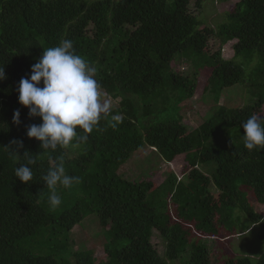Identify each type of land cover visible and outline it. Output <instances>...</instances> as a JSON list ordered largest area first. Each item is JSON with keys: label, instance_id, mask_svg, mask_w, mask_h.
Masks as SVG:
<instances>
[{"label": "trees", "instance_id": "1", "mask_svg": "<svg viewBox=\"0 0 264 264\" xmlns=\"http://www.w3.org/2000/svg\"><path fill=\"white\" fill-rule=\"evenodd\" d=\"M168 1L0 0V67L6 77L0 82V264H264V254L257 261L237 257L220 262V254L202 239L219 234L237 208L251 226L264 228V215L255 212L245 191H239L241 186L249 188L255 201L264 205V149L249 152L243 145L205 150L199 160L215 164L211 176L196 169L197 162L190 158L218 120L243 131L250 116L264 119V81L257 86L262 91L255 103L231 111L217 107L197 128L199 138L182 122L161 120L148 98L163 92L168 81L180 100L194 98L197 77L177 73L171 66L188 54H208L205 41L217 34L191 12L193 4L202 10L207 0H173L171 5ZM226 18L218 30L222 42L236 41V55L244 58L256 52L264 62V0H241ZM65 39L96 67L102 93L119 103L101 114L86 143L46 152L27 136L28 128L42 121L30 118L19 104V82L30 77L43 50ZM210 60L215 65L210 81L217 89L245 81L239 64L232 66L233 61L221 60L218 53ZM219 99L214 101L218 104ZM17 110L18 125L13 123ZM113 115H119L120 122L112 121ZM138 125H143L144 136ZM145 144L168 161L186 154L194 169L180 181L169 172L157 187L148 180L124 178L120 169ZM61 157L66 174L81 182L71 189L58 185L62 203L53 210L43 177ZM29 159L36 163L28 165L33 178L24 184L15 170ZM212 185L220 191L218 197L210 191ZM163 187L175 203L174 215L159 193ZM92 214L107 239L103 258L95 257L93 249H74L72 230ZM156 232L165 242L163 256L153 244Z\"/></svg>", "mask_w": 264, "mask_h": 264}, {"label": "rangeland", "instance_id": "2", "mask_svg": "<svg viewBox=\"0 0 264 264\" xmlns=\"http://www.w3.org/2000/svg\"><path fill=\"white\" fill-rule=\"evenodd\" d=\"M239 1L241 0H231L229 2L207 0L202 10H197L194 4L191 6V12L197 15L198 20L204 23L205 26L212 27L217 31V34L205 41L208 46V54L194 56L188 54L180 60L176 58L171 66L173 71L177 73L197 77L198 84L194 98L180 100V93H177L178 91L170 85L169 81L163 88V92L156 93L153 98L151 97L152 100L148 98V104L152 107L151 110L154 111V114L159 112L161 120L182 122L187 126L188 131L194 132L204 123V119L209 120L213 117L217 107L224 106L227 111L236 108L241 109L255 103L260 97L262 89L257 88V86L264 81V62L260 55L256 52L244 58L236 55L233 48L236 41L222 42V36L218 31L220 25L227 23V13ZM172 2L173 0H169V5ZM217 53L220 55L221 60L233 61L232 66L239 64L241 69H245V81L243 83L226 89L214 87V82L210 80L215 65L210 60V56ZM100 92L102 98L109 101L110 109L116 108L115 106L119 103V100L114 101L110 94L108 95L111 98H108L101 90ZM218 96H220V99L217 104L214 99ZM262 113H264V107ZM217 122L204 134L205 140L202 139L203 141L196 145L190 154L191 160L197 162L195 168L207 176L212 175L215 164L200 162L199 157L205 150L219 146L241 147L244 145L242 140L244 133L241 128H230L219 123V120ZM138 127L140 134L144 136L143 125H138ZM201 134V131L193 133L195 138L197 136L199 138ZM189 163L191 162L189 161ZM192 169L194 168L189 166L186 154H180L172 161H168L164 153L158 152L145 144L142 150L135 153L122 166L120 173L130 181L148 180L157 187L165 181L169 176V172L170 174L171 172L176 174L177 180L180 181ZM166 190L167 188L163 187L159 193L162 200L169 202L170 212L174 215L176 212L175 203L174 201L171 203L169 193ZM210 191L215 193L216 197L220 194V191L214 185L210 187ZM239 191H245L246 198H248L255 212L264 215V205L255 201L249 188L241 186ZM219 217L223 221L222 215ZM225 221L219 234L202 238L204 243L212 252L220 254V262L237 257H250L257 261L264 254V228L259 225L251 226L239 208L230 212L228 219ZM228 229H234V231L229 232ZM72 238L75 241L74 249L76 251L93 249L95 257H105L104 245L107 239L96 215H89L80 225H77L72 230ZM153 244L160 255L163 256L166 249L165 242L157 232L153 238ZM185 257L189 258V255L185 254Z\"/></svg>", "mask_w": 264, "mask_h": 264}, {"label": "clouds", "instance_id": "3", "mask_svg": "<svg viewBox=\"0 0 264 264\" xmlns=\"http://www.w3.org/2000/svg\"><path fill=\"white\" fill-rule=\"evenodd\" d=\"M96 72L95 66L76 53L71 40H62L58 46L43 50L31 67L30 77L19 82V104L28 109L30 118L42 121L28 128V138L38 141L46 152H55L58 148H78L86 143L101 114H108L111 107L109 101L101 96ZM4 79L5 70L0 67V82ZM111 119L120 122L121 117L113 115ZM13 123H20L19 110L13 114ZM242 128L243 144L249 152L264 149V119L254 114L243 123ZM12 143L18 148L23 147L22 142ZM35 163V160L29 159L27 164L16 168L15 176L22 183L29 184L33 172L28 165ZM43 180L50 190L48 202L53 210L62 203L57 186L71 189L81 182L79 177L66 174L63 157L54 162Z\"/></svg>", "mask_w": 264, "mask_h": 264}]
</instances>
